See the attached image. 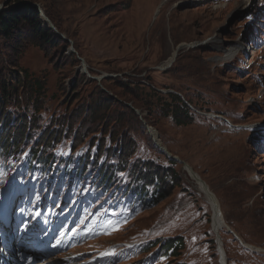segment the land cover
Here are the masks:
<instances>
[{"label": "rangeland", "instance_id": "374dc122", "mask_svg": "<svg viewBox=\"0 0 264 264\" xmlns=\"http://www.w3.org/2000/svg\"><path fill=\"white\" fill-rule=\"evenodd\" d=\"M250 1L247 5L244 0H168L154 16L161 0H32L40 9L43 5L49 11L61 33L71 40L75 52L65 50V53H73L84 62L78 66L77 60L72 67L57 71L35 46L25 44L19 49L16 65L25 70L26 79L35 80L40 88V106L31 111L32 122L23 124L24 128L27 126L28 137L18 142L11 156H0V188H9L20 174L26 176L27 182L31 181L24 170L27 166L18 162L27 154L28 143L38 137L44 116L49 113L60 118L64 114L65 101L73 94L67 83L74 71L82 74L85 81L74 88L77 97L74 95L70 101L84 95L86 86L91 83H87L82 73L85 71L80 69L99 76L98 81L93 80L98 88L102 79L114 76L138 81L141 85L136 101L113 96L139 119L141 128L136 124L131 126L127 132L129 139L137 144L140 139L146 143L150 151L144 146L140 150L152 161L165 165L166 159L171 160L156 147L159 143L180 160L170 162L178 181L168 187L165 195L148 205H137L136 210L118 217L105 233L83 241L74 248L81 252L82 258L71 264L103 253L108 259L106 264H117L118 261L109 259L107 254L129 240L138 241L140 247L143 238L170 233L176 235L173 252L155 249L147 254L145 246L123 260L136 259L139 264H216L212 241L206 238L209 230L205 200L181 169V163L206 185L221 219L233 233L234 237L224 228L218 229L225 264H264V143L256 138L251 141L262 128L257 122H264V0ZM14 4L0 0V10ZM40 25L42 27L41 21ZM207 37L200 50L183 45ZM235 42L238 45L230 54H224V48ZM177 44L179 47L167 74L160 64ZM102 85L116 91L110 81L103 80ZM167 91L188 95L189 103L209 111L206 114L227 116L242 127H228L220 118L208 120L197 115L176 124L169 113L161 109V102L167 101L164 95ZM20 106L26 118L28 101ZM11 116L12 113L8 117ZM82 118L78 119L81 126L85 123ZM126 122L129 121L124 120L119 126H124V132ZM246 123L251 125L246 126ZM71 124L69 121V127ZM144 125L152 132L151 137ZM141 134L144 137H140ZM65 141L62 135L58 141L50 142L48 148L62 154ZM45 164L41 172L32 168L29 172L45 177L44 188L54 194L48 184L55 179L62 185L66 182L60 180L58 165ZM85 164L80 166L79 176L71 178L76 182L73 190L87 187ZM116 188L114 186L111 193L109 190L95 193L91 188L90 207L101 212L104 206L103 212L107 215L118 214L123 193L119 194ZM46 196L45 192L42 197ZM38 199L34 196L27 206L33 207Z\"/></svg>", "mask_w": 264, "mask_h": 264}, {"label": "trees", "instance_id": "16d2710c", "mask_svg": "<svg viewBox=\"0 0 264 264\" xmlns=\"http://www.w3.org/2000/svg\"><path fill=\"white\" fill-rule=\"evenodd\" d=\"M11 2L15 4L0 10V155L4 157L18 148L17 145L21 139L28 137L27 126L24 128L23 124L28 125L32 122L33 117H30V113L40 106L38 96L40 88L35 80L26 79L25 70L16 65L19 49L25 44L35 46L57 71L67 66L72 67L77 62L73 53H65L67 42L41 27L37 12L29 5L32 0H6V4ZM40 7L56 30L62 32L57 22L51 18L49 11L43 5ZM195 48L200 50L198 46ZM163 72L168 74L169 66ZM86 80L91 84L86 86L84 95L70 101L74 95L77 97V90L74 91V88L85 81L82 74L74 71L72 79L67 83L73 94L69 100L65 101V115L62 114L60 118L57 116L59 118L57 119L54 115L46 114L42 123L44 125L40 126L37 132L36 143L43 138L44 133L48 138L59 130L61 136H68L72 142L84 145L81 159L76 158V170L86 163L85 167L89 169L87 173L91 170L94 172L91 177H95L96 184H102L105 181L103 179L106 176L101 177V171L107 174L108 170L103 171V169L120 170L124 178L126 174L130 176L124 179L123 187L134 201L150 203L165 195L168 187L178 181L176 173L170 166L171 160L166 159V164L162 165L142 155L140 148L144 146L149 150L147 144L141 139L138 141L139 144L132 142L127 133L135 124L138 129L141 128L138 119L128 106L122 104L120 99L113 97L114 95L120 98L124 96L131 102L136 101L141 84L138 81L114 76L102 79L101 88H98L93 80L87 78ZM103 80L110 81L116 93L102 85ZM58 86H61L59 82ZM146 88L153 91L151 87ZM164 95L167 101L161 102V109L169 113L174 123H185L190 120L191 115H197L184 103V101L189 102L188 95H182V99L173 91H167ZM24 101H28L29 106L25 114L26 118L23 117L22 106H20ZM10 108L13 109L10 110ZM10 113L12 116L8 117ZM80 118L85 120L83 126L79 125ZM124 120L129 121L126 122L125 132L124 126L119 127ZM69 121H72L71 128ZM45 125H48V129ZM140 137L144 136L141 134ZM134 148L138 149L134 150ZM85 154H90L88 159ZM103 187L106 188L105 182ZM160 243L164 247L168 244L167 250L173 252L176 237L170 243L167 239Z\"/></svg>", "mask_w": 264, "mask_h": 264}, {"label": "bare ground", "instance_id": "6f19581e", "mask_svg": "<svg viewBox=\"0 0 264 264\" xmlns=\"http://www.w3.org/2000/svg\"><path fill=\"white\" fill-rule=\"evenodd\" d=\"M245 1H248V0H244V2ZM49 26H51V23L49 25L44 19H42V27L48 28L50 30ZM183 45L185 47L188 44L186 45V43H184ZM237 45H238V43L235 42L234 44L229 45L228 48H226V49L224 48V50H225L224 54H226V55L230 54L231 50ZM172 52H173V49L170 51V53L166 57V59H164L163 63L160 64V67L168 65V62H169V60H170V58L172 56ZM81 65H82V63H81ZM80 67H82V66H80ZM150 134L152 135V132H150ZM159 145H160V143H159ZM162 149H159V150L162 151V152L165 151L164 148H162ZM181 169L190 178V180H192V183L194 184V188L196 189V191L198 193H200L202 195V197L204 198L205 203H206V207H207V210H208V216H207L208 223H207V226H208V229L211 232V234L214 235L215 229L217 228V226H219L222 223V220H221V217L219 215V212H218L214 197L209 193L210 191L207 189L206 185L197 177V175L194 172H192L189 169V167L186 164L181 163ZM20 209H22V208H20ZM11 211H14V209L11 208ZM214 246L216 247L215 248V253H216L217 262L221 264L223 262L222 258H221L222 255L220 254L219 249H218V247H217V245L215 243H214Z\"/></svg>", "mask_w": 264, "mask_h": 264}, {"label": "water", "instance_id": "95a60500", "mask_svg": "<svg viewBox=\"0 0 264 264\" xmlns=\"http://www.w3.org/2000/svg\"><path fill=\"white\" fill-rule=\"evenodd\" d=\"M4 1H5V0H4ZM29 3H30L31 6L34 7L35 11L37 12L39 20L42 22V19H44V20L50 25L51 22H50L49 19L43 14V12H42L41 9L39 8L38 4H36V3H34V2H29ZM49 28H50V31H51L54 35L60 37L63 41L67 42L68 46H67L66 50H67L68 52H74L73 49H72V46H71V40H70V39L66 38L65 35L62 34L61 32H58V31L54 28V26H53L52 24H51V26H49ZM187 44H188V43H187ZM187 44H186V45H187ZM188 45H189V44H188ZM189 46H190V45H189ZM178 47H179L178 44L174 46V48H173V52H172V56H171L169 62L173 59V56L175 55V52H176V50H177ZM77 59H78V61H79V65H81V63H82V59H81L80 57H77ZM169 62H168V63H169ZM156 146H157L159 149H162L161 146H158L157 144H156ZM162 150H163V149H162ZM163 152L165 153V155H166L167 158L177 160L174 156L169 155L168 153H166V151H163Z\"/></svg>", "mask_w": 264, "mask_h": 264}]
</instances>
